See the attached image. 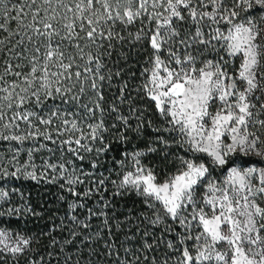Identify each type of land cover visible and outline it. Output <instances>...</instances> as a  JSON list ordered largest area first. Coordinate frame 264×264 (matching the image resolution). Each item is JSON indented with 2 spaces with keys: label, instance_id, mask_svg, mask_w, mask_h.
I'll use <instances>...</instances> for the list:
<instances>
[{
  "label": "snow or ice",
  "instance_id": "1",
  "mask_svg": "<svg viewBox=\"0 0 264 264\" xmlns=\"http://www.w3.org/2000/svg\"><path fill=\"white\" fill-rule=\"evenodd\" d=\"M0 142V264H264V0H0Z\"/></svg>",
  "mask_w": 264,
  "mask_h": 264
},
{
  "label": "trees",
  "instance_id": "2",
  "mask_svg": "<svg viewBox=\"0 0 264 264\" xmlns=\"http://www.w3.org/2000/svg\"><path fill=\"white\" fill-rule=\"evenodd\" d=\"M133 70L138 72L139 67L135 66ZM122 110H124V108H122ZM0 144H2V146H0V152H3V154L6 157L10 156L11 155L10 153L4 152V149L7 147V142H0ZM59 155L60 153L57 152L56 156ZM113 155H115V153H113ZM41 156L47 159L49 154L46 151H41L40 153H38L37 159L35 161L37 165L41 163L40 160ZM92 158H93L92 154H86V161L84 162V166L86 169H87V161ZM20 159L21 162H23L25 157L21 156ZM53 159L55 160V157H53ZM111 166H112L111 161H108L105 164V167H111ZM99 171L105 172V168H100ZM62 182L63 181H61V183ZM8 187L20 188L21 191L25 194L28 203L37 213H39V215H35V216L29 215L23 217L18 224L14 222L12 227L17 229L18 231H23L28 235H35L37 233L47 232L50 227H52L56 223H59L60 220L65 218V213L67 210V199L61 200L60 197L61 196L67 197L68 194L64 190H62L58 186V184L46 183L43 181L37 183L36 181H31V180H20V181H13L11 185H8ZM81 187H83V185H81ZM107 194L108 193H106V195ZM70 198L71 197H69V199ZM14 199L18 204L23 203V201L20 200L18 197H14ZM93 199H96V197H94ZM136 199L137 198L135 197L134 194L125 197L123 199H121L120 197H116V200L118 202L116 215L122 219L124 213L128 211V208L133 205V201ZM88 203L93 207L96 206L92 203V201H89ZM80 211L81 213L83 212V210ZM97 223H99V221H97ZM46 239L47 237H42V240H46Z\"/></svg>",
  "mask_w": 264,
  "mask_h": 264
}]
</instances>
